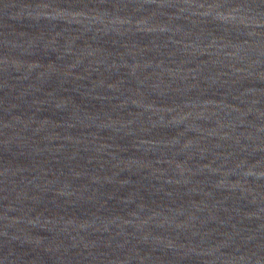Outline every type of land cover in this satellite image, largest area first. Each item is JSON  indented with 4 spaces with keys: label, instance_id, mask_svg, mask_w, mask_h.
Returning <instances> with one entry per match:
<instances>
[{
    "label": "water",
    "instance_id": "water-1",
    "mask_svg": "<svg viewBox=\"0 0 264 264\" xmlns=\"http://www.w3.org/2000/svg\"><path fill=\"white\" fill-rule=\"evenodd\" d=\"M0 264H264V0H0Z\"/></svg>",
    "mask_w": 264,
    "mask_h": 264
}]
</instances>
